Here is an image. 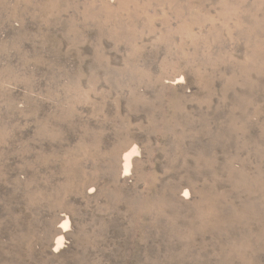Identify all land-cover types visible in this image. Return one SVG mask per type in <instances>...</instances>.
I'll list each match as a JSON object with an SVG mask.
<instances>
[{"label":"rangeland","instance_id":"obj_1","mask_svg":"<svg viewBox=\"0 0 264 264\" xmlns=\"http://www.w3.org/2000/svg\"><path fill=\"white\" fill-rule=\"evenodd\" d=\"M0 264H264V0H0Z\"/></svg>","mask_w":264,"mask_h":264},{"label":"bare ground","instance_id":"obj_2","mask_svg":"<svg viewBox=\"0 0 264 264\" xmlns=\"http://www.w3.org/2000/svg\"><path fill=\"white\" fill-rule=\"evenodd\" d=\"M124 162V175H127L129 172V166H130V156H125L123 159ZM60 221L62 222V227L59 228V234L61 235L62 233L65 232V228L68 226V219L65 217L60 218ZM61 243V242H60ZM57 246H59V243H57Z\"/></svg>","mask_w":264,"mask_h":264}]
</instances>
